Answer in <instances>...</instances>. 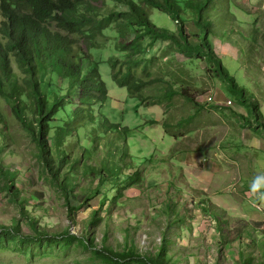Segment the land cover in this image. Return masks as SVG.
<instances>
[{
    "label": "rangeland",
    "instance_id": "rangeland-1",
    "mask_svg": "<svg viewBox=\"0 0 264 264\" xmlns=\"http://www.w3.org/2000/svg\"><path fill=\"white\" fill-rule=\"evenodd\" d=\"M184 1L179 0L180 5ZM105 3L109 8L114 6L112 2ZM143 7L154 25L175 31L176 24L165 13ZM203 14L205 20H211L209 39L217 57L251 95L264 119V0H213ZM181 19L185 31L196 42L200 30L195 28L192 11L184 5ZM2 21L0 15V26ZM96 40L98 49L91 48L88 53L99 61L108 100L101 109L96 104L92 107L93 124H84L79 136L69 138L65 145L71 158H80V163L69 171L75 177L73 194L78 197L67 195L65 199L53 184L40 166L35 142L13 116L11 104L0 98V138L4 139L0 142V161L17 169L16 185L21 189L15 200L10 194L0 193V226L19 224L27 233L26 221L33 218L39 231L58 241L59 234L66 230L80 238L18 248L0 246V264H107L99 259L95 248L104 246L121 252L125 246L133 245L137 253L145 256L158 253L162 242L165 247L158 259L163 264H264V206L254 200L250 191L238 195L234 181L235 176L237 181L240 177L243 184L251 186L256 176H264L262 172L255 174L245 162L250 160V149L258 145L253 138L264 143V132L257 126L243 125L240 117L245 120L251 116L212 76L204 61L185 59L166 41L157 42L144 60L150 62L145 63L148 72L140 73L142 80H156L141 91L146 102L133 99L126 88L112 81L106 62L123 58L115 50L118 35L108 28ZM11 62L13 71L19 72L13 59ZM166 85L186 89L196 104L180 95L160 101ZM59 91L65 93L66 81L59 82ZM207 96L212 101L207 102ZM228 100L232 105L225 107L224 101ZM69 108L66 105L55 117L58 122L53 127L65 122L76 126L77 119H73ZM106 118L132 129L127 141L129 158L121 159L116 154L119 192L110 181L105 182L99 186L100 195L86 206L82 203L77 213L70 211L69 207L80 205L87 194L80 191L97 186L98 180L84 166L98 167L107 158L112 143L117 144L112 150H119L116 134L103 131ZM150 120L159 124H151ZM260 160L264 161V153L257 154L256 161ZM67 171L68 166L61 173L68 174ZM126 175L131 176L124 182ZM102 194L107 195V201L98 211ZM241 202L250 203L259 214L258 222L241 220L250 209L249 204L243 207ZM93 212L97 222L88 228ZM86 238L88 247L81 241ZM132 264L141 263L134 260Z\"/></svg>",
    "mask_w": 264,
    "mask_h": 264
},
{
    "label": "trees",
    "instance_id": "trees-1",
    "mask_svg": "<svg viewBox=\"0 0 264 264\" xmlns=\"http://www.w3.org/2000/svg\"><path fill=\"white\" fill-rule=\"evenodd\" d=\"M105 1L112 2L114 6L109 8ZM140 1L141 4L136 0H0V15L3 18L0 26V98L11 104L13 116L35 142L40 166L48 173L50 180L63 193L65 199L67 195L79 196L73 194L75 177L69 171L80 163V158H71L67 153V140L79 136L84 124L92 125V107L96 104L101 109L108 100V90L98 70L99 61L88 53L91 48L98 49L99 42L96 39L108 28H112L118 35L115 50L123 55L122 59L111 58L106 61L112 81L116 86L126 88L133 99L146 102L141 97V91L156 80H142L140 73L148 72L145 63L150 62L144 60L157 42L166 41L185 59L204 61L211 68L212 76L225 85L228 94L240 107H245L251 116V119L247 117L245 120L240 117L244 125L257 126L264 132V119L258 105L251 101V95L249 96L246 89L237 83L235 77L222 64L209 39L211 20H205L203 13L213 0H185L181 5L179 0ZM183 5L185 9L192 11L195 28L200 30L198 37H195L196 42L185 31V24L181 19ZM120 6L125 9L119 10ZM143 6L165 13L176 24L175 31L154 25ZM52 28L56 31L51 30ZM11 59L19 72L13 71ZM60 81H66L64 94L59 93ZM175 95H180L189 103H195L193 95L186 89L176 90L169 85H166L159 100L167 102ZM154 102L152 104L156 105ZM66 105L70 106L73 119H77L76 126L72 127L69 122H65L63 125L57 123L53 127L58 122L55 117ZM83 106L87 107L83 109ZM103 122L104 132L112 131L116 134L115 139L120 142L119 150H112L117 148V144L112 143L107 158L98 167L84 166L87 173L98 180L97 186L80 191V194H87H83L85 197L79 202L80 205L70 206V211L77 213L82 209V203L86 206L93 197L100 195L99 186L105 182L110 181L114 190L119 192L120 185L117 182L120 169L116 154L119 153L121 159L125 156L129 158L127 141L131 137L132 129L119 123H111L107 118ZM150 123L159 124L155 120H150ZM0 142H4V139L0 138ZM2 148L0 147V154ZM68 158L72 160L71 163H68ZM67 166L68 174H62L61 170ZM17 175V169L7 167L0 161V193L5 196L10 194L13 200L18 198L21 191L16 185L19 182ZM130 176L126 175L124 182ZM106 201L107 195L102 194L98 211ZM87 222L88 228L97 222L95 212ZM26 223L29 229L27 233L21 231L19 224L0 226V246L11 245L18 248L23 245L25 247L26 244L40 245L44 241L48 244L57 243L58 238L38 230L33 218ZM59 236L61 241L58 242L64 243L80 239L67 230ZM81 241L84 247H88L87 238ZM163 244L162 242L158 253L145 256L137 253L133 245L125 246L121 252H114L104 246L101 249L95 248L94 251L107 264H132L134 260L141 264H163L158 259L165 247Z\"/></svg>",
    "mask_w": 264,
    "mask_h": 264
},
{
    "label": "crops",
    "instance_id": "crops-1",
    "mask_svg": "<svg viewBox=\"0 0 264 264\" xmlns=\"http://www.w3.org/2000/svg\"><path fill=\"white\" fill-rule=\"evenodd\" d=\"M244 125V124H243ZM254 140L253 141H255V144H256V142H257V146H254L252 149H250V152H248V154H249V159L250 160H247V161H245L249 166H250V168H252V170L255 172V174H262V173H264V161L263 160H260V161H256V157H257V154H261V153H264V146H263V144L264 143H259V139L258 138H253ZM263 142H264V140H262ZM263 146V147H262ZM247 148V147H246ZM246 150V149H245ZM244 152H246V151H244ZM243 152V153H244ZM262 172V173H261ZM239 173V172H238ZM234 181L235 182H237V184H238V195L239 194H241L242 192H246V191H249V189H250V186H247L246 184H243L242 182H241V180H240V177H239V181H237V177L235 176V179H234ZM252 183V182H251ZM241 184V185H240ZM241 187H242V189H241ZM239 189H241L240 191H239ZM235 189H234V185H233V191H234ZM241 192V193H240ZM244 193H242V194H244ZM247 204H249L248 206L250 207V203H248V202H246ZM245 202L243 203V202H241L240 203V205H242L243 207L245 206V205H247ZM246 211V209L245 208H243V212H245ZM216 214V213H215ZM243 213H241V215H242ZM226 215H227V213H226ZM242 218L243 219H241V220H246V221H249V220H251V221H254V219H255V222H258L257 220H258V218H259V214H257V212L253 209V208H251L250 207V209L247 211V212H245V214L244 215H242ZM258 224V223H257ZM261 228V227H260ZM264 228V227H263Z\"/></svg>",
    "mask_w": 264,
    "mask_h": 264
},
{
    "label": "clouds",
    "instance_id": "clouds-1",
    "mask_svg": "<svg viewBox=\"0 0 264 264\" xmlns=\"http://www.w3.org/2000/svg\"><path fill=\"white\" fill-rule=\"evenodd\" d=\"M249 191L254 200L264 206V176H256L251 183Z\"/></svg>",
    "mask_w": 264,
    "mask_h": 264
},
{
    "label": "built area",
    "instance_id": "built-area-1",
    "mask_svg": "<svg viewBox=\"0 0 264 264\" xmlns=\"http://www.w3.org/2000/svg\"><path fill=\"white\" fill-rule=\"evenodd\" d=\"M205 100L207 101V102H210V101H212V97L211 96H207L206 98H205ZM224 103H225V105H227V106H229L230 104L232 105V102L231 101H224Z\"/></svg>",
    "mask_w": 264,
    "mask_h": 264
}]
</instances>
